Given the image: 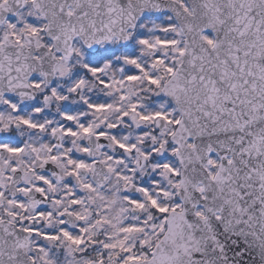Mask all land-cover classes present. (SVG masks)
Listing matches in <instances>:
<instances>
[{
    "label": "snow or ice",
    "instance_id": "6c2138e0",
    "mask_svg": "<svg viewBox=\"0 0 264 264\" xmlns=\"http://www.w3.org/2000/svg\"><path fill=\"white\" fill-rule=\"evenodd\" d=\"M0 264H264V0H0Z\"/></svg>",
    "mask_w": 264,
    "mask_h": 264
}]
</instances>
